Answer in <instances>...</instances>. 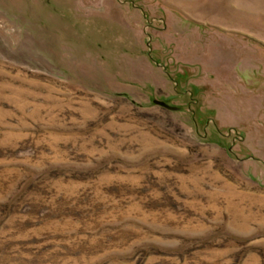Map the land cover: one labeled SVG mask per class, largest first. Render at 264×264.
Returning a JSON list of instances; mask_svg holds the SVG:
<instances>
[{
  "label": "rangeland",
  "instance_id": "obj_1",
  "mask_svg": "<svg viewBox=\"0 0 264 264\" xmlns=\"http://www.w3.org/2000/svg\"><path fill=\"white\" fill-rule=\"evenodd\" d=\"M0 264H264V0H0Z\"/></svg>",
  "mask_w": 264,
  "mask_h": 264
},
{
  "label": "water",
  "instance_id": "obj_2",
  "mask_svg": "<svg viewBox=\"0 0 264 264\" xmlns=\"http://www.w3.org/2000/svg\"><path fill=\"white\" fill-rule=\"evenodd\" d=\"M156 102L159 103V104H161V105H164L166 107H172V106L168 105L166 102L161 101V100H158V99L156 100ZM172 108H175V107H172Z\"/></svg>",
  "mask_w": 264,
  "mask_h": 264
}]
</instances>
